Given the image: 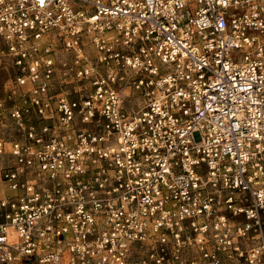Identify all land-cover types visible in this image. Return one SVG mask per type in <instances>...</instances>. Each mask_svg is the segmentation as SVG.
<instances>
[{
	"label": "built area",
	"instance_id": "2783aa9c",
	"mask_svg": "<svg viewBox=\"0 0 264 264\" xmlns=\"http://www.w3.org/2000/svg\"><path fill=\"white\" fill-rule=\"evenodd\" d=\"M0 264H264V0H0Z\"/></svg>",
	"mask_w": 264,
	"mask_h": 264
},
{
	"label": "snow or ice",
	"instance_id": "6c2138e0",
	"mask_svg": "<svg viewBox=\"0 0 264 264\" xmlns=\"http://www.w3.org/2000/svg\"><path fill=\"white\" fill-rule=\"evenodd\" d=\"M41 2H43V0H41Z\"/></svg>",
	"mask_w": 264,
	"mask_h": 264
}]
</instances>
